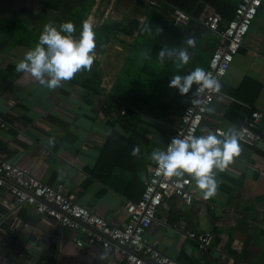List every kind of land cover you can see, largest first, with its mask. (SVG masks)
Returning <instances> with one entry per match:
<instances>
[{
  "label": "crops",
  "instance_id": "obj_1",
  "mask_svg": "<svg viewBox=\"0 0 264 264\" xmlns=\"http://www.w3.org/2000/svg\"><path fill=\"white\" fill-rule=\"evenodd\" d=\"M148 3L149 0H95L87 20L95 26L107 18L130 17L139 23L133 36L120 35L105 45L97 44L95 55L102 70L100 89H87L80 84L81 73L71 83L49 90L23 72L8 89L0 88V153L119 225L128 221L125 206L142 196L155 163L152 161L136 172L121 167L110 174L100 170L102 166L96 173L90 169L97 166L112 129L110 120L115 111L108 107V102L113 101L114 87L124 74L141 22L146 19ZM33 5L37 10L41 5L30 3L34 25L43 27L52 21V8L43 13V7L37 11ZM26 50L21 46L12 53L19 60ZM246 77L262 84L255 106L264 114V2L220 82L222 87L211 105L214 110L206 113L198 135H206L216 126L233 127L224 121V114L236 99L226 88L239 87ZM192 93L193 90L178 94L174 87L169 93L170 102L163 106L135 108L131 120L149 139L142 149L146 158L153 148L166 147L174 136ZM106 109L111 111L107 113ZM122 111L125 112L124 108ZM260 127L264 141V115ZM50 140L56 142L51 148ZM240 143L239 156L225 170L217 172L220 183L214 196L203 198L187 174L183 180L192 194L191 203L175 194L164 196L146 234L149 243L184 264H264V148ZM9 212L27 222L31 216L44 219L32 204L17 207L15 198L0 185V220ZM188 230L213 232V246L200 249L198 242L187 236ZM52 232L48 236L43 234L47 236L43 244L51 242L54 264H130L97 246L86 243L79 247L78 238L86 239L81 229L58 223Z\"/></svg>",
  "mask_w": 264,
  "mask_h": 264
},
{
  "label": "trees",
  "instance_id": "obj_2",
  "mask_svg": "<svg viewBox=\"0 0 264 264\" xmlns=\"http://www.w3.org/2000/svg\"><path fill=\"white\" fill-rule=\"evenodd\" d=\"M240 1L156 0L155 4H150L145 20L152 30L145 33L139 31L125 64L124 74L122 73L114 87L113 101L108 102V107L115 111V117L110 120L112 129L97 166L90 169V172L96 173L99 166H102L100 170L109 174L117 167L136 172L148 163H153L142 151L149 139L143 130L132 122V113L138 107L149 110L154 104L163 106L165 102H170L169 93L174 87H169V80L173 74L177 72L186 74L196 66L207 68L211 55L217 47L218 36L216 32L203 25L202 19L208 9H215L221 14V27H224L235 16ZM32 2L43 5V13L52 8L54 22L72 21L76 26L77 36L82 30V24L88 20L95 0H19V5L16 7L4 5L5 10L1 8L3 4L0 3V88L2 89H8L22 73L15 70L18 57L12 53V50L21 46L28 50L36 43L43 28L33 24V11L30 8ZM176 9L190 16L186 24L173 23L171 15ZM138 26L136 18H107L96 26L97 44L105 45L120 35L133 36ZM189 36L196 38L195 48L185 43ZM171 46L187 48L191 57L188 64L177 69L174 61L170 59L160 63L157 55L159 50ZM144 51L149 54L142 56L141 53ZM101 78L102 70L95 56L91 72L83 73L80 84L87 89H100ZM261 89L262 84L250 77H246L237 88H226L236 102L226 110L224 121L236 129L247 124L253 111L257 110L255 102ZM123 108L125 112L122 111ZM110 111L106 109L107 113ZM257 131L263 138L260 125ZM134 145H139L141 150L136 156L131 154ZM107 163L109 165H105ZM125 194L129 196L127 192Z\"/></svg>",
  "mask_w": 264,
  "mask_h": 264
},
{
  "label": "built area",
  "instance_id": "obj_3",
  "mask_svg": "<svg viewBox=\"0 0 264 264\" xmlns=\"http://www.w3.org/2000/svg\"><path fill=\"white\" fill-rule=\"evenodd\" d=\"M263 1L241 0L236 8L235 16L224 27H221L222 16L215 9H208L202 19L203 25L216 32L218 36L217 47L211 55L206 70L220 82L240 51ZM155 3L156 0H149L148 9L150 4ZM171 19L175 25H183L189 21L190 16L176 9ZM192 95L202 98L211 106L216 99L217 92L211 89H196ZM207 112L189 100L174 136L198 135ZM263 115L260 110L253 111L248 123L237 129L242 135L240 142L254 144L262 140L257 129ZM225 130L222 126H216L212 131L222 134ZM0 185L15 198L17 207L24 203L32 204L42 216H49L64 227L81 229L86 239L78 238L79 247H83L86 243L90 246H97L113 252L118 258L130 264H184L163 253L146 238L164 196L175 194L187 203L192 201V194L185 180L162 175L157 171L156 164L150 168L141 198L127 202L125 209L128 221L123 225L110 222L91 208L68 196L60 188L43 182L22 166L11 162L6 154L2 153H0ZM187 236L196 240L200 249L207 250L213 246L215 234L209 231L188 230Z\"/></svg>",
  "mask_w": 264,
  "mask_h": 264
},
{
  "label": "clouds",
  "instance_id": "obj_4",
  "mask_svg": "<svg viewBox=\"0 0 264 264\" xmlns=\"http://www.w3.org/2000/svg\"><path fill=\"white\" fill-rule=\"evenodd\" d=\"M141 25V33L151 32L152 28L146 20ZM81 29L77 37L76 26L70 20L45 23L36 43L17 61L15 70L30 74L40 86L49 90L71 83L81 73L91 72L97 48L96 26L86 21ZM185 43L195 48L196 38L189 36ZM148 54L147 51L141 53L142 56ZM157 55L160 63L170 59L177 69L188 64L191 59L187 48L174 46L162 47ZM194 85L196 89H211L213 92H218L222 87L220 81L202 66H196L186 74L177 72L169 80V87H175L180 94H187L190 90L194 92ZM189 99L204 111L214 110L202 98L192 95ZM241 139L240 131L233 127L222 134L208 131L206 135H176L166 147L153 148L149 158L164 176L186 178L187 174L203 198L207 199L218 190L220 181L217 172L225 170L241 153ZM55 143L50 140L49 148ZM140 151V146L134 145L131 154L136 156Z\"/></svg>",
  "mask_w": 264,
  "mask_h": 264
},
{
  "label": "water",
  "instance_id": "obj_5",
  "mask_svg": "<svg viewBox=\"0 0 264 264\" xmlns=\"http://www.w3.org/2000/svg\"><path fill=\"white\" fill-rule=\"evenodd\" d=\"M254 144L264 148L263 140ZM43 218L31 216L27 222L9 212L0 220V264H54L51 242L43 243L58 222Z\"/></svg>",
  "mask_w": 264,
  "mask_h": 264
},
{
  "label": "rangeland",
  "instance_id": "obj_6",
  "mask_svg": "<svg viewBox=\"0 0 264 264\" xmlns=\"http://www.w3.org/2000/svg\"><path fill=\"white\" fill-rule=\"evenodd\" d=\"M19 0H0V3L1 4H3L2 5V7L1 8H3L4 9V5H6L7 7H16V6H18L19 5ZM43 6V5H42ZM41 6V7H42ZM36 5H33V8L35 9V10H37L36 9ZM41 7L39 8V10L41 9ZM38 8V7H37ZM5 10V9H4ZM39 10H37V11H39Z\"/></svg>",
  "mask_w": 264,
  "mask_h": 264
}]
</instances>
